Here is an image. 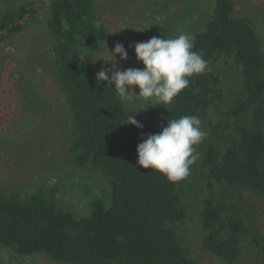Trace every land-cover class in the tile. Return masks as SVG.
Masks as SVG:
<instances>
[{
    "label": "trees",
    "instance_id": "1",
    "mask_svg": "<svg viewBox=\"0 0 264 264\" xmlns=\"http://www.w3.org/2000/svg\"><path fill=\"white\" fill-rule=\"evenodd\" d=\"M108 1L49 0L46 28L68 115V153L81 173L106 178L109 206L95 201L86 215L76 216L52 191L22 196L0 184V248L23 256L42 253L54 264H208V258L237 264L247 255L264 264V229L254 227L258 209L249 203H264L263 34L250 19L234 15V0H210L203 28L192 34L193 51L210 71L189 77L170 104L154 103L136 114L143 124L137 129L121 125L134 113L113 88L96 81L98 72L81 54L106 39L97 4ZM34 14L31 1L1 13L0 33H17ZM218 64L235 66L237 90L225 93ZM184 115L198 116L207 129L190 167L204 193L193 202L186 179L170 182L136 164L142 138ZM193 214L202 232L198 254L182 245L174 228Z\"/></svg>",
    "mask_w": 264,
    "mask_h": 264
},
{
    "label": "rangeland",
    "instance_id": "2",
    "mask_svg": "<svg viewBox=\"0 0 264 264\" xmlns=\"http://www.w3.org/2000/svg\"><path fill=\"white\" fill-rule=\"evenodd\" d=\"M24 1L34 3L36 14L22 20L17 33L7 36L0 33V184L5 192L22 196L52 191L66 211L83 216L95 201L109 206L108 185L102 174L81 173L68 153V115L54 77L46 28L49 0H0V15ZM234 5V15L250 19L264 38V0H234ZM97 8L107 29L106 39L81 54L86 64L98 72L102 66L111 67L98 59H108L106 49L111 52L116 43L123 44L128 53L124 61L116 56L118 68H142L130 45L157 35L164 38H174L180 33L192 35L203 28L211 6L210 0H109L100 2ZM216 68L225 93L239 88L238 71L233 64H218ZM124 103L134 114L138 111L137 114H142L154 104L143 97ZM216 118L219 119L213 118L216 122L222 120ZM205 123L201 128L207 132ZM185 179L190 186L189 201L193 202L194 197L204 193L192 170ZM256 201H249L258 209L254 227L264 229V203ZM191 216L190 222L174 228L182 245L187 248L192 245L193 253L198 254L202 252L199 244L202 232L196 215ZM254 260L247 255L237 264H253ZM0 264L54 263L48 262L42 253L23 256L0 248ZM208 264H213L209 258Z\"/></svg>",
    "mask_w": 264,
    "mask_h": 264
},
{
    "label": "clouds",
    "instance_id": "3",
    "mask_svg": "<svg viewBox=\"0 0 264 264\" xmlns=\"http://www.w3.org/2000/svg\"><path fill=\"white\" fill-rule=\"evenodd\" d=\"M194 40V36L180 33L174 38L157 35L130 45L136 61L143 67L126 70L117 67L116 56L121 61L126 60L127 50L123 44L116 43L111 52L106 49L108 59H98L110 63L111 67L102 66L96 74V81L113 88L127 102L143 97L153 103L170 104L189 86V77L210 71L209 62L200 52L193 51ZM136 89H139L138 94ZM138 112L129 114L121 125L142 129L143 124L135 118ZM206 136L207 132L201 128V120L196 115L169 119L161 131L147 135L138 143L136 164L151 169L170 182L181 181L190 174V167L199 158L195 146Z\"/></svg>",
    "mask_w": 264,
    "mask_h": 264
}]
</instances>
